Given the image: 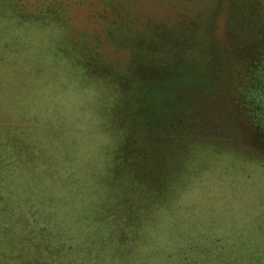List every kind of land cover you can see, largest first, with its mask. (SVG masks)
<instances>
[{
  "label": "rangeland",
  "instance_id": "rangeland-1",
  "mask_svg": "<svg viewBox=\"0 0 264 264\" xmlns=\"http://www.w3.org/2000/svg\"><path fill=\"white\" fill-rule=\"evenodd\" d=\"M69 56L80 71L119 84L114 122L126 143L115 199L82 195L64 205L65 219L130 222L163 192L192 137L264 155V0H0V150L9 161L0 264H48L53 255L45 225L54 214L36 192L22 195L17 172L44 163L26 142L27 113L45 103Z\"/></svg>",
  "mask_w": 264,
  "mask_h": 264
},
{
  "label": "clouds",
  "instance_id": "clouds-1",
  "mask_svg": "<svg viewBox=\"0 0 264 264\" xmlns=\"http://www.w3.org/2000/svg\"><path fill=\"white\" fill-rule=\"evenodd\" d=\"M77 60L61 58L45 103L27 113L26 142L44 163L17 172L22 195L36 192L54 214L45 225L48 264H264V155L197 137L173 158L163 192L139 204L130 222L64 218V205L82 195L96 204L115 199L126 143L114 122L119 84L80 71ZM8 163L0 150V177Z\"/></svg>",
  "mask_w": 264,
  "mask_h": 264
}]
</instances>
